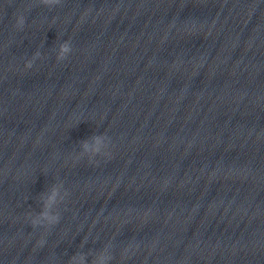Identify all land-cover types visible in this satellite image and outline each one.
I'll return each instance as SVG.
<instances>
[{"label": "clouds", "instance_id": "9594fccd", "mask_svg": "<svg viewBox=\"0 0 264 264\" xmlns=\"http://www.w3.org/2000/svg\"><path fill=\"white\" fill-rule=\"evenodd\" d=\"M41 3L51 6V5L59 4L60 0H41ZM24 24H25V18H24L23 15H20L18 17V19H17L16 26L18 28L22 29ZM60 51H61V55L58 57V59H64L63 54L72 51L70 43L66 41L64 44H62ZM26 67L27 68H31L32 67V62L28 61L27 64H26ZM93 139L98 143L99 140H100V137H93ZM84 147L87 148V142H84ZM53 198H54V196L50 197V199H53ZM48 219H49V223H58V221H59L58 217H52V218H48ZM36 224H37V221H32V225L33 226H36ZM40 243L43 244V241H40Z\"/></svg>", "mask_w": 264, "mask_h": 264}]
</instances>
